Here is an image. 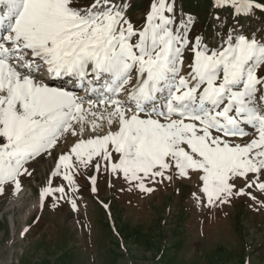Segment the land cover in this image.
Here are the masks:
<instances>
[{
	"label": "snow or ice",
	"instance_id": "snow-or-ice-1",
	"mask_svg": "<svg viewBox=\"0 0 264 264\" xmlns=\"http://www.w3.org/2000/svg\"><path fill=\"white\" fill-rule=\"evenodd\" d=\"M213 7L230 8L235 20L264 11V2ZM126 10L122 0H0V194L6 184L18 193L20 177L32 175L25 165L71 136L39 193L41 207L78 191L80 169L99 173L103 163L129 190L151 193L147 184L196 176L197 206L247 195L264 208V37L233 26L211 48L190 38L191 17L177 22L175 0H151L139 28ZM186 50L190 72L180 75ZM55 177L67 191L53 186ZM89 179L95 193L97 178Z\"/></svg>",
	"mask_w": 264,
	"mask_h": 264
},
{
	"label": "rangeland",
	"instance_id": "rangeland-1",
	"mask_svg": "<svg viewBox=\"0 0 264 264\" xmlns=\"http://www.w3.org/2000/svg\"><path fill=\"white\" fill-rule=\"evenodd\" d=\"M93 2L80 0L82 7ZM150 4L151 0H128L127 18L135 27L142 26ZM175 11L177 22L181 16L192 18L190 38L199 35L211 48L233 26L258 40L264 37V15L256 10L234 20L230 8H214L213 0H175ZM191 59L186 50L182 75L190 72ZM257 75L264 76V65ZM263 91L257 93V101ZM74 140L69 136L65 143L61 137L51 155L27 163L32 175L20 177L18 193H13L12 185L4 186L0 264H264V208L247 195L216 207L197 206L193 193L202 194L196 176L147 184L154 191L143 193L138 188L129 190L122 176L108 175L101 163L99 173L93 167L80 169L78 191L58 201L46 197L41 207L39 193L58 156ZM93 175L95 193L89 179ZM53 186L67 191L62 177L53 178ZM247 191L262 198L254 189ZM68 199L76 201L75 210Z\"/></svg>",
	"mask_w": 264,
	"mask_h": 264
},
{
	"label": "bare ground",
	"instance_id": "bare-ground-1",
	"mask_svg": "<svg viewBox=\"0 0 264 264\" xmlns=\"http://www.w3.org/2000/svg\"><path fill=\"white\" fill-rule=\"evenodd\" d=\"M182 72V71H181ZM53 84V83H52ZM54 86L56 85V84H53ZM83 95V92L82 91H80L79 92V95ZM264 94V93H263ZM257 102H260V101H257ZM25 219H26V215L25 216H23V217H21V222L22 223H24V221H25ZM11 223V225L13 226V222H10Z\"/></svg>",
	"mask_w": 264,
	"mask_h": 264
}]
</instances>
